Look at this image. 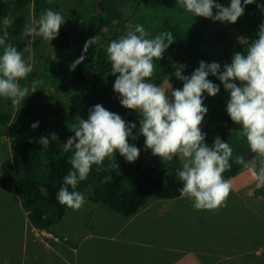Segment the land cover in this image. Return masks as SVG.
I'll return each instance as SVG.
<instances>
[{
	"label": "trees",
	"instance_id": "trees-1",
	"mask_svg": "<svg viewBox=\"0 0 264 264\" xmlns=\"http://www.w3.org/2000/svg\"><path fill=\"white\" fill-rule=\"evenodd\" d=\"M73 1L75 4L61 13L65 23L58 37L52 40L54 49L44 56L43 72L40 74L61 94L60 98L49 97L57 100L54 106H49L45 100L47 95H43L37 99L25 98L21 107L15 110L10 100L0 97V119L6 125L11 151L10 158L2 164L0 184L15 188L17 199L33 226L49 229L62 220L66 209L56 196L63 186L64 176L71 170L68 161L72 152L64 151V143L75 135L73 126L81 118H88L90 108L102 104L125 121L136 123L133 135L138 132L139 114L122 107L113 88L116 76L111 74L106 55V47L112 40L126 35L130 29L134 30L137 24L143 25L150 34L149 38L171 32L174 43L161 60L154 61L155 73L150 82L160 86L170 78L174 82L173 88L182 89L183 81L174 75L177 68L183 66V74L190 76L201 61L211 63L216 55L224 56V65L231 63L235 53L243 52L252 40L258 38L259 26L264 23V8L257 7L262 5L257 0L245 6L244 15L235 24L214 21L216 29L220 28L223 32V39L211 27L212 19L194 17L178 7L177 0ZM215 2L225 7L230 5V0ZM30 4L33 5L36 20L46 9L57 11L56 0H0V38L6 44L18 48L25 41L23 27ZM213 11L215 13L216 10ZM6 19L10 23L3 24ZM237 30L247 36V41L232 36ZM95 36L100 37L99 41L85 54V43ZM33 41L36 51L46 45L42 37L35 36ZM3 48L0 46V55ZM40 55L43 56V53ZM81 55H85V60L71 70V65ZM224 65L221 66L222 71ZM208 78L219 85L220 92L215 97L204 94V102L209 103L211 111L208 125L203 130L206 133L205 143L211 147L215 138L219 137L230 144L233 149L231 168L223 174L229 178L243 167L237 163V157L243 156L247 161V157L254 154L250 152L246 139L239 134L240 126L227 114L230 93L215 76L209 75ZM237 84L240 86L239 81ZM54 111H64V114L51 122L50 116ZM37 122L38 127L33 129L32 124ZM52 133L57 139L43 148L38 143L39 139L43 136L51 140ZM144 139L142 135L136 140L129 137V143L140 149V156L135 162L130 163L117 153L115 160H105L99 169L93 165L88 178L78 184L76 191L81 192L85 199L88 197L94 203H103L127 219L153 199V202H164L179 197L182 182L176 172L182 167V161L176 157L164 163L153 156L151 150L145 149ZM0 191L2 193L1 188ZM3 198L6 202L8 196ZM0 243L9 241L0 238Z\"/></svg>",
	"mask_w": 264,
	"mask_h": 264
},
{
	"label": "clouds",
	"instance_id": "clouds-1",
	"mask_svg": "<svg viewBox=\"0 0 264 264\" xmlns=\"http://www.w3.org/2000/svg\"><path fill=\"white\" fill-rule=\"evenodd\" d=\"M253 3L255 0H243V4L242 0H230V5L225 7L215 0H177V6L194 17L226 24H235L244 15L245 6ZM257 7L264 8V5L258 4ZM4 22L10 23L7 19ZM64 23L63 15L49 8L25 32L51 43L58 37ZM149 36L143 25L137 24L134 30L130 29L126 35L112 40L106 47L111 74L116 76L114 91L118 94L122 107L139 114L140 126L137 134L133 135L136 123L125 121L102 104L90 108L88 118H81L73 126L72 132L75 135L64 143V151L72 152L68 161L71 170L64 176L63 186L56 196L57 201L66 206L65 213L69 208L78 211L86 203L84 195L76 189L81 181L88 178L93 165L99 169L105 160H115L117 153L130 163L139 158L140 149L129 143V137L136 140L140 135L145 138V149L151 150L152 155L159 157L164 163L180 158L182 167L176 172L177 178L182 182L179 197L191 200L194 209L219 211L227 207L231 191L236 194L245 192L249 197L264 201V23L259 26L258 38L252 40L243 52L235 53L231 63L224 65L223 71L219 63L205 61H201L190 76L183 74V66L177 68L174 75L183 81L182 89L173 88L170 82L167 88L150 82L155 73L154 61L163 58V54L174 43V37L171 32L159 33L154 38ZM99 39V36L90 38L85 43L83 52L86 54L89 47ZM0 46H4L3 54L0 55V97L10 100L13 106H20L29 96L30 89L27 86L21 87L19 81L26 79L33 69L25 62L22 53L12 44H6L3 38H0ZM85 58V55H81L71 65V70H75ZM209 75L221 81L224 89L230 93L226 104L227 114L240 126L239 134L246 139L250 152L254 154L247 157V161L243 156L237 157V163L243 165L240 172L244 169L254 170V189L251 186L235 189L230 180L224 179L223 174L231 168L230 159L233 155L228 142L216 137L211 147L205 143L206 133L202 131V124L208 108L204 106V94L215 97L220 92L219 85L209 80ZM35 91L37 87L34 82L31 93ZM37 127L38 122L32 124L33 129ZM56 139V134L52 133L51 140L42 136L38 143L47 148ZM253 212L264 217V213ZM37 228L41 229L42 235L52 229ZM190 234V241L186 244L180 239L184 252L177 256L179 258L176 262L186 254L196 255L202 264L211 261L203 252L200 238L202 231ZM50 236L57 242V237ZM250 248V256L243 251L235 252L238 254L236 257L245 258L246 262L242 264H254L251 262V254L264 256V246ZM24 254L25 264H41L39 254L28 250ZM19 257L22 256L19 254ZM224 260L220 255L217 264H221V261L225 263ZM231 260L228 264H237ZM186 263L187 260H182L176 264Z\"/></svg>",
	"mask_w": 264,
	"mask_h": 264
},
{
	"label": "rangeland",
	"instance_id": "rangeland-1",
	"mask_svg": "<svg viewBox=\"0 0 264 264\" xmlns=\"http://www.w3.org/2000/svg\"><path fill=\"white\" fill-rule=\"evenodd\" d=\"M257 1L264 5V0ZM56 4L57 12L64 13L75 2L56 0ZM33 21H36V15L33 5L30 4L28 17L23 27L25 41L17 49L21 51L25 62L32 66L33 71L19 83L21 87H29V99L47 95L46 103L54 106L57 100L49 97L60 98L61 94L52 88L45 77L40 76L43 72L44 56L52 52L54 43L46 42V45L39 48L40 50L34 49L35 36H29L25 32ZM211 27L216 29L214 21L211 22ZM220 30V28L216 29L223 39L224 34ZM232 36L247 41V36L242 31L237 30ZM41 53L43 56L40 55ZM212 62L222 66L226 63V59L224 56L216 55ZM34 82L37 91L31 93ZM169 82L173 87L174 82L170 78L160 87L167 88ZM204 106L208 108V112L202 124V131L206 129L211 116L209 103L204 102ZM20 107L21 105L12 108L17 110ZM63 114L64 111H54L50 116L51 122L59 119ZM9 144L6 125L0 119V182L3 178L2 164L11 155ZM253 172L252 169H244L231 178L224 176V179L230 180L232 188L241 189L242 186H251V189H254L256 180ZM0 188L2 190V193L0 191V238L2 241H9L5 244L0 243V261L2 262L0 264H25L16 254L10 255L11 260L4 258L11 251L17 252L18 245L23 253L30 246V250L40 255L38 258L41 264H83L91 253L87 250V245L95 243L90 237L99 233L104 236V240L98 242L97 248L93 250V254H97V257L94 256L98 258L96 264H176L179 258L177 256L184 252L181 244L190 241L188 240L191 236L190 232L197 230L202 231L200 238L203 252L210 260L220 255H235L238 251L246 252V255L250 256L249 253L252 250L250 246H264V217L261 218L253 212L264 213V201L249 197L245 192L236 194L231 191L227 207L219 211L196 210L191 200L181 197L164 200V202L162 200L153 202V199L150 204L129 219L103 203L97 204L86 198V203L78 211L67 209L60 223L45 236L42 235L41 229L33 226L29 221L26 211L22 209L17 199L15 188L5 184H0ZM7 196L5 202L3 197ZM191 228L194 229L190 230ZM50 235L57 237V242ZM251 255L252 263L263 262L264 264V256ZM2 258L4 261L1 260ZM235 261L237 264L246 262L244 257H239ZM220 263L228 264V261Z\"/></svg>",
	"mask_w": 264,
	"mask_h": 264
},
{
	"label": "crops",
	"instance_id": "crops-1",
	"mask_svg": "<svg viewBox=\"0 0 264 264\" xmlns=\"http://www.w3.org/2000/svg\"><path fill=\"white\" fill-rule=\"evenodd\" d=\"M91 234H93V233H91ZM94 236H91L90 238L93 240V241H95V243L93 244V245H87L88 246V249L87 250H89V251H91V253H90V255H88V258L87 259H85V262H83V264H96V262H97V259L98 258H96L97 257V254L95 255V254H93L94 253V251L93 250H95L97 247V245L96 244H98V242H100L101 240H104L103 239V235L101 234V233H99V235L98 234H93ZM110 242H112L111 240H109ZM125 241H127V240H125ZM120 246V245H119ZM182 247V246H181ZM20 246L18 245V250H17V252H14V251H11V253L10 254H8V255H6L4 258L7 260V259H12L11 257H10V255H14V254H16L17 256H19V254L22 256L21 258L23 259V260H25L24 258H26L25 257V254L23 253V251L21 252V250H20ZM30 246L27 248V250L29 251V252H35L34 250H30ZM95 248V249H94ZM92 249V250H91ZM36 253V252H35ZM31 254H33V253H31ZM96 257H95V256ZM215 255V254H214ZM231 255V254H230ZM238 254H235L234 256H227V254H225V255H223L222 256V259H224L225 258V260L224 261H229V260H231L230 258H233L231 261L232 262H236L235 261V259H237L238 257H236ZM9 256V257H8ZM27 256V255H26ZM243 256H244V254H243ZM182 260H187V263H191V264H202L199 260H198V257L196 256V255H191V254H186L185 255V257L183 258V259H180L178 262L180 263V262H182ZM178 262H176V263H178ZM207 261H205V263H206ZM186 263V264H187ZM217 263H219V257L218 258H215V259H211V261H208L206 264H217Z\"/></svg>",
	"mask_w": 264,
	"mask_h": 264
}]
</instances>
